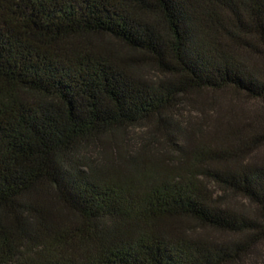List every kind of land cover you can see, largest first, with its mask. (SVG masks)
Here are the masks:
<instances>
[{
	"label": "trees",
	"instance_id": "16d2710c",
	"mask_svg": "<svg viewBox=\"0 0 264 264\" xmlns=\"http://www.w3.org/2000/svg\"><path fill=\"white\" fill-rule=\"evenodd\" d=\"M203 91L264 101V0H0V264H239L263 247L261 123L171 163L81 158Z\"/></svg>",
	"mask_w": 264,
	"mask_h": 264
},
{
	"label": "rangeland",
	"instance_id": "374dc122",
	"mask_svg": "<svg viewBox=\"0 0 264 264\" xmlns=\"http://www.w3.org/2000/svg\"><path fill=\"white\" fill-rule=\"evenodd\" d=\"M109 43L114 45L112 42ZM114 48L122 52L121 47L114 45ZM141 72L151 79L158 78L157 73L151 68H145ZM172 115L175 116L174 119H167L162 124H145L138 128L116 132L115 136L106 138L107 143L104 141L102 147L88 145L82 150L81 158L83 161L88 159L97 164L103 162L116 164L118 152L132 154L146 151L161 163H171L182 158L184 148L232 146L243 138L239 137L240 134L238 137L229 134L232 130L247 135L248 130L252 128H249V125L258 127L261 123L260 128L264 127V101L249 100L229 91H203L184 97L173 109ZM250 156L257 160L264 159V144ZM203 181L209 182L206 179ZM208 185L210 191L224 206L249 213L253 211L254 208L240 197L221 194L216 186L210 183ZM176 225L187 234L216 240L229 237L184 220H180ZM239 264H264V246L249 257H243Z\"/></svg>",
	"mask_w": 264,
	"mask_h": 264
}]
</instances>
